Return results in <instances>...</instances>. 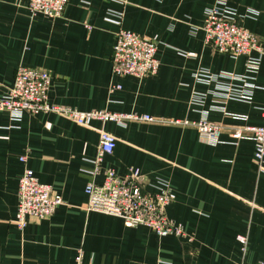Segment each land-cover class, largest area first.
I'll return each mask as SVG.
<instances>
[{
    "label": "crops",
    "instance_id": "1",
    "mask_svg": "<svg viewBox=\"0 0 264 264\" xmlns=\"http://www.w3.org/2000/svg\"><path fill=\"white\" fill-rule=\"evenodd\" d=\"M219 2L258 37L262 55L255 70L246 67L245 55L233 57L204 43V15L218 0H67L59 18L31 16L26 0H0V96L22 65L49 73L52 104L162 120L205 119L224 128L219 141L204 143L194 127L167 122L92 120L81 126L51 112L12 120L0 111V264H73L78 248L82 264L264 261V170L253 159L252 139L234 142L229 134L242 125H264V0ZM108 9L123 12V28L157 41L155 74H110L118 26L106 18ZM227 72L246 77L232 81L233 93L244 99L216 93L228 83L218 74ZM204 74L212 75L210 81ZM110 84L120 87L109 90ZM101 129L114 145L100 169L138 168L146 193L166 182L175 197L165 215L189 239L158 236L146 226H125L117 216L86 210L89 176L82 171L92 166ZM25 167L62 202L20 229L14 219ZM237 235L246 236L245 250Z\"/></svg>",
    "mask_w": 264,
    "mask_h": 264
},
{
    "label": "built area",
    "instance_id": "2",
    "mask_svg": "<svg viewBox=\"0 0 264 264\" xmlns=\"http://www.w3.org/2000/svg\"><path fill=\"white\" fill-rule=\"evenodd\" d=\"M219 1L205 12L202 24L204 43L211 45L217 52L233 57L245 55L246 67L252 71L255 70L262 55L258 37L239 25L229 11L220 6ZM66 3L67 0H26L31 16L40 13L51 18L61 17ZM122 13V11L108 9L106 14V18L118 26L110 56V74L137 78L155 74L159 65L155 57L157 41L123 28L121 26ZM252 51H255L257 55L251 56ZM221 77L226 78L228 83L224 86L220 85L222 91L216 90L217 94L226 99L245 98L240 92L234 94L232 87L234 79L245 81V76H235L227 72L218 74L217 78ZM202 78L210 81L212 75L204 74ZM49 84L50 75L46 70L19 65L15 69L12 84L7 87L6 93L0 96V111L7 112L12 120L20 118L23 113L51 112L81 126L89 125L92 120L102 123L114 122L119 125L127 120L167 122L194 127L199 140L204 143L219 141L224 129L221 125L205 119L198 121L162 120L147 114H124L107 110L81 111L69 106L52 104L47 101ZM119 87V85L110 84L109 90ZM229 134L234 142L245 137L252 139L254 142L253 159L258 169L264 170V125H242L232 128ZM113 145L114 137L105 130H99L97 151L92 160V166L82 171L89 176L84 186L87 198L86 210L117 216L125 226H146L158 236L171 235L189 239L183 226L165 215V207L175 197L166 182H162L156 192L146 193L139 182L138 168H128L124 173H118L109 167L100 169L103 157L112 152ZM19 159L23 162L25 157L21 156ZM100 170L102 179L97 182L94 177ZM61 202L60 195L49 184L38 181L33 172L25 167L17 184L14 223L21 229L29 218L41 219L52 214ZM236 240L241 249L245 250L246 236L237 235ZM81 259L82 250L78 248L73 264H82ZM255 264H264V261Z\"/></svg>",
    "mask_w": 264,
    "mask_h": 264
}]
</instances>
